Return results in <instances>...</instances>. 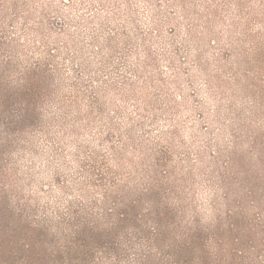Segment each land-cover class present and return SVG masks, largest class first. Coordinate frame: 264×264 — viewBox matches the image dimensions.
<instances>
[{
	"label": "rangeland",
	"instance_id": "obj_1",
	"mask_svg": "<svg viewBox=\"0 0 264 264\" xmlns=\"http://www.w3.org/2000/svg\"><path fill=\"white\" fill-rule=\"evenodd\" d=\"M6 1L0 59L44 76L39 122L0 148V264H20L28 240L54 264L78 212L102 215L84 264H133L141 234L103 216L139 196L145 215L150 194L193 202L205 230L232 214L264 261V0Z\"/></svg>",
	"mask_w": 264,
	"mask_h": 264
},
{
	"label": "trees",
	"instance_id": "obj_2",
	"mask_svg": "<svg viewBox=\"0 0 264 264\" xmlns=\"http://www.w3.org/2000/svg\"><path fill=\"white\" fill-rule=\"evenodd\" d=\"M0 17L3 21L9 19L8 14L1 8ZM13 44V40L6 42L4 50L7 52L16 50V47L14 49L11 47ZM39 69L37 67L35 70L25 69V72H21L11 60L0 59V138L2 141L6 140L0 148H8L17 133L39 122L36 108L41 101V79L44 76L39 74ZM18 75L23 76L21 82L14 84L10 81V78ZM1 158L0 153V160ZM0 171L3 169L0 168ZM122 193L124 196L122 194L121 197L125 199L128 192L122 190ZM150 195L151 209L147 210L148 213L145 215L139 216L137 213L143 197L139 196L133 203L126 205L127 209L117 213L115 224L111 222L113 219L111 211L105 210L103 216L114 229L132 223L141 234L143 239H139L138 243H134L133 238L126 240L125 246L135 251L133 264H264V261L250 256L255 247L249 245L248 238L242 237L250 235L251 230L247 232L243 228L240 229L231 221L234 218L232 214L227 213L225 217H218L214 226L205 230L193 202L186 201L184 209L174 210L166 202H162L157 194ZM154 197L156 199H153ZM214 203L218 204L217 201ZM3 211L0 203V215ZM100 216L102 215L95 213L90 215V220L86 217L83 219L78 212L73 218H64L63 225L69 232L64 234L63 244L60 242L58 245L56 243L52 245L51 261L54 264L73 262L84 264L82 261L88 258L94 248L103 244L101 243L103 230H99L98 225L91 226ZM11 233L15 234L16 231ZM35 235L32 233L27 238L32 239ZM28 241L29 244L22 245L26 256L20 264H37L36 244L32 240ZM5 244L8 245L9 242L1 241L0 253L6 252ZM144 248L148 250L142 253ZM113 249L118 250L116 247ZM5 261L7 260L3 263H6Z\"/></svg>",
	"mask_w": 264,
	"mask_h": 264
}]
</instances>
